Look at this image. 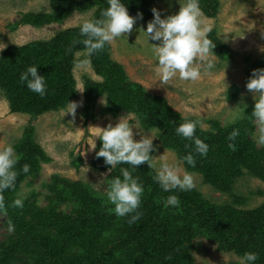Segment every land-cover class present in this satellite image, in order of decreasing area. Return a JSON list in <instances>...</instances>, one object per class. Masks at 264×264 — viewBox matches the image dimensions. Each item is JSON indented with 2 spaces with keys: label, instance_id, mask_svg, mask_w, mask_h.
<instances>
[{
  "label": "trees",
  "instance_id": "trees-1",
  "mask_svg": "<svg viewBox=\"0 0 264 264\" xmlns=\"http://www.w3.org/2000/svg\"><path fill=\"white\" fill-rule=\"evenodd\" d=\"M156 1L122 0L128 12L134 17L142 13V19L137 18L146 23L153 19L150 6ZM107 6V0H51L49 12L21 14L7 27L14 32L23 26L41 28L60 24L76 10L85 12L94 8L95 18H99ZM199 6L206 17L216 18L221 2L199 0ZM207 38L215 45L213 56L221 61L233 58L229 47L215 33ZM81 39L79 27H75L60 32L50 42L12 46L2 53L0 92L8 101L11 113L38 117L65 110L68 102L78 99L73 69L75 56L83 52L84 46L74 41ZM110 47L106 45L102 52L90 58L94 73L102 80L86 79L84 83V125L93 118L98 100L105 97L110 115H135L145 129H156L157 142L176 152L179 158L192 153L195 167L183 162L185 167L202 175L205 184L215 190L231 194L235 183L245 174L264 182V151L256 149L251 138L254 105L246 110L243 120L233 125L222 127L212 121V130L208 131L199 125L195 136L208 145L207 154L201 156L193 151L191 140L182 139L175 132L185 120L200 119L182 117L165 98L152 95L142 85L130 81L125 68L111 58ZM32 65L45 77L47 92L43 98L19 80L20 74ZM262 68L264 55L251 64L245 85L252 71ZM237 93L238 89H233L230 98H235ZM233 129H238L239 135L231 141L234 149H229L227 137ZM14 149L19 157L15 166L18 176L15 187L3 193L4 208L0 209V215L5 217V229L11 234L0 241V264H195L192 242L197 238L212 241L221 251L239 257L245 252H255L258 255L255 264H264V204L245 210L239 208L245 202L242 197L235 198L234 204L218 205L194 189L165 192L153 180L155 171L144 163L132 173L142 182L143 195L137 209L140 219L131 225L127 222L131 214L117 217L114 206L92 194L89 186L56 176L45 185L49 196L56 201L44 210L34 198H22L20 191L27 179L37 177L42 165L52 160L36 142L33 127L26 129ZM24 164L30 166L27 174L21 171ZM121 167L130 166L118 164L109 180L120 175ZM93 168L106 172L110 166L101 157L96 158ZM172 194L178 196L179 206L165 207V199ZM17 198L23 201V207L12 206ZM66 203L71 205L72 212L60 213L58 205Z\"/></svg>",
  "mask_w": 264,
  "mask_h": 264
},
{
  "label": "rangeland",
  "instance_id": "rangeland-1",
  "mask_svg": "<svg viewBox=\"0 0 264 264\" xmlns=\"http://www.w3.org/2000/svg\"><path fill=\"white\" fill-rule=\"evenodd\" d=\"M182 2V0H181ZM221 6L216 18H208L203 14V26L208 28L206 36L215 33L216 37L229 47L233 58L221 61L210 55L209 59L215 68L209 75H204L197 82H185L174 78L169 83H161L155 75V60L149 50L146 37L147 23L136 19L132 30L110 44L111 58L121 64L130 81L142 85L148 93L166 99L169 106L184 118H199L200 127L204 131L212 130L210 122L217 121L222 127L230 126L244 119L247 109L255 104L253 94L245 88V78L251 64L264 55V0H220ZM51 0H0V56L9 47H21L27 44L50 42L60 32L79 27L84 19L95 18L96 8L81 12L75 11L67 20L60 24H51L41 28L23 26L11 32L8 24L14 23L21 14L49 12ZM161 13V18L174 15L179 11V0H158L150 6ZM132 17V13L128 12ZM150 44L159 43L149 40ZM83 53V52H79ZM82 56L76 54L73 69L77 83L78 99L82 102L76 109L75 118L65 115L63 111L48 112L38 117L27 114L11 113L9 103L0 92V148L7 144L13 147L21 140L29 127L35 129V140L51 158V162L42 165V170L34 179H27L22 185L20 196L34 198L36 204L47 210L56 201L50 197L45 185L51 183L53 177L78 181L89 186L92 194L107 203L105 194L106 182L110 181L111 172H97L93 168L96 152L102 141L97 137L99 129L109 123L115 125L124 117L132 124L134 139L141 135H151L155 151L150 161L155 165L156 172L161 163H177L194 180V190L200 192L207 200L218 205L234 204L235 198L242 197L244 203L239 208L250 210L264 204V182L245 174L234 185L231 194H223L205 184L202 175L190 172L180 162L176 152L166 149L157 142L158 131L145 129L138 117L132 114L112 116L106 111V98L98 100L93 118L84 125L82 107L84 102V83L86 79L101 81L91 64L86 68H77L76 61ZM238 89L237 96L230 98V92ZM66 110V109H65ZM233 110L243 113L233 119ZM255 131V123L253 132ZM252 132V133H253ZM256 149L263 150L258 146ZM94 143L96 145L94 147ZM174 153V154H173ZM164 155V156H163ZM163 156V157H161ZM76 163V164H75ZM54 200V201H53ZM60 213L72 212L71 205H58ZM5 217L0 215V241L11 234L5 229ZM192 255L195 264H238L239 256L233 252H224L212 241L197 238L193 242Z\"/></svg>",
  "mask_w": 264,
  "mask_h": 264
},
{
  "label": "clouds",
  "instance_id": "clouds-1",
  "mask_svg": "<svg viewBox=\"0 0 264 264\" xmlns=\"http://www.w3.org/2000/svg\"><path fill=\"white\" fill-rule=\"evenodd\" d=\"M179 11L174 15L161 18V13L153 8V19L147 23L144 33L149 50L156 62L155 75L161 83L167 84L174 78L185 82H197L204 75H209L215 68L209 56L214 54L215 45L207 38L208 28L203 26V12L199 6V0H179ZM107 7L100 13L99 18L84 19L79 25V35L83 38L74 43L84 46L82 56L76 61L77 68H86L90 64V58L102 52L106 45L119 38H125L129 33L137 17L142 19V13L137 17L128 14L122 0H107ZM127 38V37H126ZM151 41L159 43L150 44ZM19 80L26 85L29 91L38 94L41 98L46 95L47 85L45 77L38 74L37 66H28L23 71ZM246 89L253 94L255 100L251 117L254 119L255 131L253 139L258 146L264 147V68L254 69L248 79ZM82 102H68L63 116L66 114L75 118L76 109ZM243 113L233 110V119L239 118ZM200 120H185L175 128V132L182 139L191 140L194 145L193 151L201 156L208 152V145L199 137L195 136ZM99 129L98 138L102 146L96 152L97 158H103L105 165L110 166L111 172L118 164H127L129 168H120V175L106 182L105 194L112 204L113 212L117 217L130 215L129 225L140 219L141 213L137 211L143 195V185L138 177L133 176L137 166L147 163L149 167H155L150 161L155 159L151 153L155 151L153 137L141 135L139 140L134 139L132 124L124 117L120 118L115 125L109 123ZM239 135L238 129H233L227 139L229 149H234L231 143ZM96 145L94 143L95 148ZM187 147V146H186ZM174 154V153H173ZM164 156V155H163ZM161 156V157H163ZM19 160L15 149L11 144L0 148V209L4 208L3 193L15 187L18 172L15 168ZM180 162H186L195 167V159L192 153L179 158ZM21 171L29 173L30 166L24 164ZM165 192L178 190L190 191L194 187L191 173L184 171L177 163H161L153 177ZM177 195H168L164 206H179ZM14 207H23V201L19 198L12 202ZM134 213V214H133ZM9 230H12L10 225ZM258 255L255 252H245L238 259V264H255Z\"/></svg>",
  "mask_w": 264,
  "mask_h": 264
}]
</instances>
